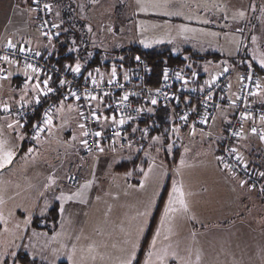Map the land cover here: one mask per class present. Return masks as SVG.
I'll list each match as a JSON object with an SVG mask.
<instances>
[{"label": "rangeland", "instance_id": "rangeland-1", "mask_svg": "<svg viewBox=\"0 0 264 264\" xmlns=\"http://www.w3.org/2000/svg\"><path fill=\"white\" fill-rule=\"evenodd\" d=\"M27 1L33 2V0H0V24L5 19L3 25L8 22L9 24L12 23L13 16L11 14L16 13V9L17 11L20 10L19 12L30 24H32L30 20L33 22V25L30 26L29 35L32 34L33 39H38V44L55 49L57 45L46 39L38 30L35 21L36 16L31 11L32 8L24 5ZM42 1L44 2V0ZM60 1L69 2L76 7L74 17L84 27L71 29L77 30L81 36L85 37V43L89 49L88 55L92 54L93 51H101L106 55V59H112L113 52L125 46L139 45L143 48H151L164 44L172 46L174 54L182 53V57L185 59L188 57L185 51H189V54L196 52L202 56L208 54L212 56L219 55L220 59L216 62L213 61L212 57L200 60L198 58L194 59L192 56L193 61L196 63L194 72L204 76H208L212 71L223 65L227 68L231 66L234 62L233 59H236L241 51L246 67L251 65L247 62L249 59L248 53L251 52L253 57L257 58L256 60L260 56H264V12L261 11L264 8V0H171L169 10L182 13L181 16L172 17L155 14V10L151 8L141 12L137 0ZM10 11L12 13L7 14ZM240 11L245 13L243 18L238 15ZM50 14L53 21L52 9ZM186 16H192L194 19L189 21L185 19ZM195 17L206 18L210 23H197ZM152 25H158V27L153 28ZM179 25L202 31L181 34L178 30ZM243 27L245 29L241 31ZM248 27H251L250 31ZM253 27H255L253 36L257 37L256 44H261L260 47L253 43L250 44V39L253 37ZM245 31L249 34L247 35ZM203 33H217V35ZM13 36H11V41ZM141 40H146L150 46L145 47ZM157 40L162 42L156 43ZM237 40L239 44H237ZM12 43L15 42L12 41ZM30 49L37 51L35 48ZM188 62L185 69L193 72L194 68L190 67L191 64H188ZM115 68L117 69V67ZM251 68L256 69L258 72L254 65H251ZM118 70L121 71L120 68ZM262 74H264V71L260 73V75ZM2 82L6 86L8 80L0 81L1 88ZM62 101L64 102L63 113H55V109L60 106V103L56 104L53 109L51 134L45 131L44 133L47 134L41 139L40 144L36 142L24 144L25 139L20 141L14 136L11 146H18L16 158L12 165L0 171V198L3 199V203L0 204V214L6 221V223L0 222V261L6 260L7 264H13L14 259L15 264H20L16 261V257H12L11 253L13 251L17 254L19 252L25 253L23 250H26L24 249L26 233L30 229L32 219L34 217H44L53 203L57 202L60 205V201L54 198L59 195L60 190L71 193L79 187L69 188L65 185L66 167L79 151L82 139L81 130L78 127L80 123L79 112L74 102ZM2 102L4 101L0 100V106L5 104ZM69 105L77 108V111H68ZM74 135L76 140L72 139ZM162 141V137H160L158 145L164 148ZM216 143V138L194 141L191 140L190 136L184 141H182V138L173 141L170 144H173L174 147L169 152L167 145V151L170 158L172 155L175 158L172 156L167 164L163 162L165 166L157 163L152 155L151 157H137V159L136 157L127 158L131 164L128 166L134 167L136 173L139 172L140 166L143 168L142 164L149 163V165H153L148 180L151 185L157 188L156 209L144 226V232L140 234V246L136 252L137 261H134V264H143L150 241L159 226L163 206L173 182H182L185 190L190 192L191 190L187 186L197 181V177L202 175V173L199 174L201 170L205 171V175V173L208 174L212 172L211 170L221 167L219 162L217 164L214 154ZM29 147L36 148V152L33 154L34 158H25V153ZM150 153L152 154L153 150H150ZM155 154L154 156H157V153ZM174 159L175 162L173 163ZM181 160L184 161L183 166H181ZM121 161L119 156H114L110 158L108 165L116 168L123 164ZM178 168L179 175H177ZM129 171H132L131 168ZM148 171L149 166L147 167ZM53 173L57 179V185L46 191L44 185L47 182V177ZM224 173L229 176L225 171ZM89 174L90 172L86 174L87 181L92 180ZM121 177L122 175L113 172L99 175L93 180L91 188L86 190L82 202L70 201L66 203L64 212L60 216L61 222L68 216L73 219L65 233L67 236L61 239L57 238L56 234L53 236H47L44 233L38 234L40 237L38 244L33 245V250L32 246L28 247L29 251L31 249V252H34H30L29 257L31 260H35L37 264H57L65 256H68V250L69 247H72V243L77 242L78 250L81 248L86 250L90 245L95 248L94 255L96 259L95 261L89 260L88 264H118L119 258L124 254L121 249L130 247L125 241L136 237V229L144 219L139 216V213L146 210L143 201L132 198L133 193L124 195L125 199L121 197L120 184L123 182L120 180ZM126 177L131 178L132 176L127 173ZM134 177L135 175L132 179ZM82 180L80 184L84 183ZM101 194L105 195L101 198ZM205 200L209 202L211 199L206 197ZM189 201L191 200L189 199ZM29 218L30 222L25 225V219ZM192 222H187L186 217L177 219L174 235L170 238V241H165V243L179 244L178 251L181 256L187 255L186 249L188 248L193 249L194 252L199 250L201 264H227L228 259L235 258L236 255L231 251L239 248V246L235 245L236 242L232 238L228 239L223 235H216L211 238L209 236L211 231L206 228L204 239L202 230H193L197 227L196 221ZM193 233L199 234L198 240L195 241L197 235L195 234V237H193ZM54 236L56 237L55 240H53ZM40 239L43 241H40ZM240 242L243 243L244 241ZM62 244L64 245L63 248H61ZM228 244H231L232 247ZM261 252L264 253V241L262 244L257 241L253 246L254 257H257ZM245 257L246 255L242 254L235 263L231 264H244L241 260Z\"/></svg>", "mask_w": 264, "mask_h": 264}, {"label": "built area", "instance_id": "built-area-1", "mask_svg": "<svg viewBox=\"0 0 264 264\" xmlns=\"http://www.w3.org/2000/svg\"><path fill=\"white\" fill-rule=\"evenodd\" d=\"M45 3L39 0V3L31 4V8H36L33 11L36 18V23L40 33L49 40V36L52 37L50 40L52 43L59 45L61 43V31L59 27L51 20L50 11L44 9ZM249 31L251 27H248ZM244 27L241 31H244ZM47 33V35H44ZM245 33L248 35L249 32ZM246 40V39H245ZM15 49H8L6 45H0V55H8L10 59L16 61L14 65L22 66L26 63H31L36 67H39L41 71V77L47 78L50 76V86L54 89L52 93H49L46 97H40V103L36 104L33 100L32 103L19 102L16 104L8 105L10 108L9 113L0 111V116L9 120H19L20 123L24 124V127L29 120L38 114V118L33 123L39 124L42 121L44 113L48 109L55 108V101L57 99L64 101H71L77 105L79 112L80 123H85L88 131V137H82L87 139L88 146L91 151L86 150L80 142V149L76 153L74 159L68 163L66 167L65 184L69 188H77L83 178V174L90 162L96 161L107 154H127L135 155L137 157L149 156L151 154L148 151L147 139L151 132V126L148 124L152 116L153 110L156 107L167 108L170 113L169 124L163 127V133L171 135L173 128H178L182 141L186 140L189 136L194 134H208L212 128V125L220 112L230 114V119L227 123L225 132L220 140L218 148V157L223 158V162L228 163L231 166V170L224 169L223 163L219 161V165L222 169L232 178L239 180L240 182L246 181L244 184L248 189H251L257 197V199L264 205V178L260 176L258 166L261 164L259 158L254 160V165L246 160L237 162L235 159L236 154H229L231 148H235V143L239 137H236L233 133L241 131L244 123H248L250 131L252 127H256L255 124L259 123V116L264 114V102H256L257 96L246 95L248 89L242 87L241 77H244L243 83L248 84L249 88H254L253 82L246 79L247 73L251 70L253 74V81L259 80V73L256 69H249L244 65L242 58V51L234 59L231 66L228 67L229 71L224 73L220 71L215 84L209 88L206 85L203 91L197 90L196 88L189 86L184 81H187L188 71L185 68L177 65H167L163 69V74L160 83L157 86H152L147 83L146 79L150 72V67L146 60L139 58L136 60V65L129 70L117 71L116 83L113 85L108 84L110 78V72H104L98 66L94 67L88 72H80V74H74L67 68L60 70L57 66L48 62V60L41 56H36V51L22 45L15 44ZM23 46L26 53H20L19 48ZM75 65V64H74ZM71 65V66H74ZM12 65H9L3 61H0V76L6 71V69ZM99 69L100 73L103 74V80L100 79V75L97 74L96 70ZM168 72V80L164 79V72ZM180 72L183 80L176 79V73ZM89 73L96 76L99 83V88H96L92 84ZM127 75V80H125ZM196 76H194L195 78ZM66 80L63 87L60 86V80ZM122 85V87H121ZM230 85V87H229ZM157 89L160 90L161 94L157 95ZM85 90L91 92L94 95L103 96L104 92H108L109 95L103 98V103L97 105V102H91L92 108L98 111L101 116L99 122L91 119L90 109L87 102L83 99ZM70 91H76L80 96V100H75L71 95ZM129 93L128 101H125L122 106H119L120 97L125 93ZM211 94V100H206V96ZM68 97L65 100V97ZM168 97L166 99L165 97ZM239 96L240 99H236ZM156 98L157 104L152 105L151 99ZM234 102V106L233 103ZM24 104V107H21ZM220 107L217 108L216 106ZM137 108H142L141 112H137ZM152 109V111H148ZM251 112L254 120L242 122L240 115L242 112ZM80 112H83L88 117L87 120L80 116ZM187 114V121H182L180 117ZM121 115L126 118V123L120 127L111 123V118L115 117L120 119ZM103 117H108V121L105 122ZM206 120L204 123H200L202 118ZM32 125V126H33ZM242 125V127H241ZM257 128V127H256ZM136 129V131H133ZM24 130V128L22 129ZM147 130V135H144V131ZM100 131L102 135L100 137H94L91 133ZM119 131L120 137L114 136V132ZM33 128H30L29 133L24 134L26 140L24 143H35L31 140V134ZM259 132V130H258ZM44 134V133H42ZM256 136L259 137L257 134ZM100 143L104 149L100 152L95 147L96 143ZM131 145V147H129ZM245 165L247 168L245 169ZM172 168V167H171ZM74 177L75 179H70Z\"/></svg>", "mask_w": 264, "mask_h": 264}, {"label": "crops", "instance_id": "crops-1", "mask_svg": "<svg viewBox=\"0 0 264 264\" xmlns=\"http://www.w3.org/2000/svg\"><path fill=\"white\" fill-rule=\"evenodd\" d=\"M19 11H17L16 9V13H12L11 11L7 13V14L12 13L11 14L13 16L12 23L9 24L8 22L6 25H3V22H5L6 20L5 19L0 24V41H2L0 42L1 43L0 45L7 44V41L11 40L12 38L11 36H13L14 33H16L13 36V40H12L13 42L17 44H22L26 47L28 46L30 48H35L37 49L36 52H39L40 54L47 53V55H50L55 49L38 44L37 43L38 39L37 40L33 39L32 34L29 35L30 26L33 25V22L30 20V22L32 23L30 24L29 21H27L26 18ZM254 28L255 27H253L252 36L254 35ZM251 43L252 41L250 39V44ZM260 46L261 44L258 45V47ZM186 55L188 56V58L190 57L189 51L186 52ZM247 55L249 56V59L247 60L248 64L250 63L251 65H254L258 69L259 80L261 81L262 84H264V74L260 75V73H262L264 69L260 68L258 60L254 59L251 52L248 53ZM212 58L213 61L216 62L219 61L220 56L214 55L212 56ZM189 59L192 61L188 62V64H191L190 67L192 66L194 68L192 70L194 72L196 68V63L193 61L192 57H190ZM224 67L225 65L215 69L208 76L207 75L204 76L202 74L194 72L196 76L195 78L193 72L188 71L187 84L189 86L196 88L197 90L200 91L201 89L204 90L207 85L205 82L210 81L211 77L222 71ZM23 68L24 67L12 65L9 66L6 69V71H4V73L1 75V76L9 77L7 79L8 82H6L7 83L6 86H4V82L1 83L2 88L0 87V100L4 101L2 103H7L8 105H12L19 102H23V103L33 102L34 93L31 90V84L36 83L37 81L35 78L32 81H27ZM9 74L11 75L9 76ZM43 79L44 78L40 76V80L42 81ZM1 80L5 81L6 79H0V81ZM25 83L29 84V89L27 93H25L23 90ZM21 97H24L23 101H21ZM61 101L62 100H60L57 104L61 103ZM255 101L258 103L264 102V92H262L259 96H257ZM229 119H230L229 113L220 112L216 117V120L214 121L212 128L208 134L205 135L194 134L190 136L191 140L194 141H197L199 139L202 140H211V138L217 139V143L214 149V154L216 157L217 164L219 162L217 159L219 143L225 132ZM10 122L12 121L0 116V134H2V137L4 139H7L9 141V144L11 146L12 145L11 143L13 142V137L16 136L18 132L23 134L24 132L20 128H16L14 130L8 129L7 123ZM255 126L259 131H264V125L260 123H256ZM242 131H243V138H238L235 143V148L237 149V153L243 157V160H246L252 163L253 165H254L253 163L254 160L256 158H259L261 164L257 168L260 171V173L264 172V142H261L258 136L251 134L250 126L248 123H244L242 127ZM45 134L47 133H44V135L41 136V139L45 136ZM153 137H157V136H153ZM153 137H148L147 139L149 153L150 150H153V153L150 154L153 157H155L154 158L155 161L159 164L161 163L162 165H164L163 162L167 164V162H169L173 156L172 155L171 158L169 157L167 151V145H169L173 141L179 140L181 138L180 133L174 132L171 135H167L165 139L162 137L163 141L161 143L164 144V148H162V146H159L158 143H154L152 139ZM25 144H29V143L26 142ZM158 148L160 149L159 151H157ZM154 152L157 153V156H154L156 155ZM114 156H119L120 159L122 160L121 162L123 163H130L129 159L127 158L136 157L137 159V156L135 155H126V154L104 155L101 158L97 159L96 161L89 163L88 168H86L84 172V177L82 182L87 181L86 174L88 172H90L89 177H91L92 182L97 178V176L106 174L107 172H111V173L113 172L114 174L122 175L120 179L123 181L120 184V193H121L120 195H122L121 196L122 198H124L123 197L124 195H129L130 193H133L132 198H135L136 200L139 201L140 200L143 201L145 209L149 205L150 201H154L150 209V215L147 217V221H148L151 215H153V213L155 212L157 205L156 186L151 185L150 181L148 180L145 181L143 188L140 187L141 181L144 180V173L147 172V167L149 166V163L143 164V168H141L140 166V169L138 170L139 177H134V179H132L133 175L136 174L135 169H132V171L129 172L128 171L117 172L115 171V168L113 166L110 167V165H108L110 158H113ZM145 159L147 160V158ZM211 171L212 172L208 174L205 173L204 175L205 171L201 170L199 174L202 173V175L197 177V181L187 186L188 188H190L189 190H191L190 192L192 193V195L189 197V199L191 200L189 201L190 210H191L190 215L195 217V219L193 220H189L186 217L187 222L193 223L192 221L195 220L197 223V227L193 228V230L194 231L202 230L203 236H204V230H206L207 228L208 230L211 231V233L209 234L211 238H213L216 235H223L228 239L232 238L236 242L235 245H238L239 248L231 251V253L235 254L237 257L234 256L235 257L234 259H230V260L228 259L226 262L227 264L235 263L239 258V256L242 254L246 255L245 259L244 258L242 260L240 259L242 262H244V264H264L263 252H261L257 257H254L253 254L254 244H256L257 241H260V243L262 244V242L264 241V205L260 203V201L257 199L253 191L248 189V187H246L245 185L241 187L240 181L235 178L227 176L221 167H217V169ZM127 173L130 174L132 177L131 178L126 177ZM104 195L105 194H101L100 197L102 198ZM206 197L211 200L209 202H206L205 200ZM60 216H61V212H60ZM60 216H59L58 227L56 231L51 235L31 228L27 231L26 240L24 243L25 246L24 249L26 250H23L25 254L29 256L30 252L34 249L33 245L38 244L40 238L38 234L40 233H44L47 236H53L54 234H56V237L61 239L67 236L65 235V233L68 230V227H70L69 224L72 222L73 219H70V216H68L65 219H63V222H61ZM198 225H200L201 227H199ZM195 234L197 235V233ZM198 236L199 234L196 236L195 241L198 240ZM40 241L43 240L40 239ZM240 241H244L243 242L244 244ZM74 244L77 247V242H75ZM228 246L232 247L231 244H228ZM28 247L29 248L31 247L32 250L30 249L29 251ZM250 248L251 250L249 251ZM70 249L71 247H69V250ZM243 249H245V251H243ZM78 256H79V250H78ZM62 261H65L67 262V264H69L68 256H65ZM171 264H175V262H171Z\"/></svg>", "mask_w": 264, "mask_h": 264}, {"label": "snow or ice", "instance_id": "snow-or-ice-1", "mask_svg": "<svg viewBox=\"0 0 264 264\" xmlns=\"http://www.w3.org/2000/svg\"><path fill=\"white\" fill-rule=\"evenodd\" d=\"M33 3L38 4L39 0H33ZM138 5L140 6V11L144 12L146 11L148 8H151L153 10H155V14L161 15V16H167V17H172V16H181L182 13L179 11H170V3L171 0H137ZM44 9H47L48 11H51V6L49 4H44L43 5ZM36 8L31 9V11H36ZM218 11L220 9H217ZM254 10V8H253ZM262 12H264V8L261 9ZM238 15L243 18L245 13L243 11H240L238 13ZM185 19L191 21L194 19V17L192 16H186ZM225 19H227V17H225ZM195 20L197 23H202V24H208L210 23V21L206 18H201V17H195ZM54 27H59V25H54ZM153 28L158 27V25H152ZM145 30H147V28H145ZM178 30L181 34L184 33H195L197 31H202V30H198V29H194V28H189L186 27L184 25H179L178 26ZM89 31H91V29H89ZM239 31V29H238ZM206 35H217V33H203ZM44 35H47V33H44ZM49 40L52 39L51 36L48 37ZM252 43L256 44L257 43V37L253 36L252 38ZM156 43H161L162 41L157 40L155 41ZM141 43L144 44L145 47H149L150 44L149 42H147L146 40H141ZM237 44H239V41L237 40ZM6 47L8 49H15L16 45H14L12 43L11 40L8 41ZM71 50H75V49H70ZM26 51H30V49L26 50L23 46H21L19 48V52L20 53H26ZM36 56H40L39 52L35 53ZM254 59H257L256 57H254ZM137 60H139V57H137ZM0 61H3L9 65H14L16 63L15 60L10 59L8 55H0ZM258 63L261 69H264V56H260L258 58ZM66 68L71 71L74 74H80L81 72V65L80 63H76L74 66H66ZM249 69H251V65H249ZM0 71H3V69H0ZM24 74L26 76L27 81H32L34 78L36 79V83L31 84V90L34 93L33 99L35 101L36 104H39L40 101V97H46L49 95V93H52L54 91V89L50 86V81H51V77L48 76L47 78L43 79L42 81L40 80V76H41V69L39 67L34 66L31 63H26L24 65L23 68ZM207 71V69H206ZM229 71V69L227 67L223 68V72L227 73ZM97 74L100 75V79L103 80V74L100 73V70L97 69L96 70ZM11 74H9L10 76ZM193 75L195 76V73H193ZM89 76L91 77L92 80V84L94 87L99 88V83L96 79V76H93L92 73H89ZM116 76H117V71L116 68L113 67L110 73V78L108 80V84L109 85H113L116 83ZM8 76H0V79H8ZM127 75H125V80H127ZM169 78L168 76V72L167 70H165L164 72V79L165 81H167ZM218 76L217 75H213L210 79V81H206L205 83L208 85L209 88H211L216 80H217ZM176 79L177 80H183V77L181 76L180 72L176 73ZM241 82H242V87L245 89H248V91L246 92V95H250V96H259L262 92H264V84L261 83L260 80H255L253 81V74L251 72V70H249V72L247 73L246 79L250 82H253L255 87L254 88H249L248 84H244L243 80L244 77H241ZM185 83H187V81H184ZM66 83H69L66 80H60L59 84L61 87H63ZM122 87V85H121ZM230 87V85H229ZM29 89V84L25 83L24 85V92L27 93ZM201 91H203V89H201ZM157 95H160L161 92L159 89H157ZM70 95L75 99V100H80L81 96L76 92V91H70ZM109 93L108 92H104L103 96H98V95H94L91 92L85 90L84 94H83V99L85 102H87V105L90 109V113H91V119L93 121H97L99 122L101 120V116L98 114V111L96 109L92 108L91 102H97V105H100L103 103V98L105 96H108ZM129 93L125 92L121 97H120V101H119V106H122L124 104L125 101H128L129 99ZM67 96L64 98L65 100H67ZM166 99H168V97H165ZM24 97H21V101H23ZM206 100H211V94H209L208 96H206L205 98ZM236 99H240L239 96L236 97ZM233 106H234V102ZM151 104L152 105H156L157 104V99L156 98H152L151 99ZM24 104H21V107H24ZM217 108H219L220 106L217 105ZM143 109L142 108H137L136 111L137 112H141ZM0 111L4 112V113H9L10 112V108L8 106L7 103L3 104V106H0ZM68 111H77V108L72 107L71 105L68 106ZM148 111H152V109H148ZM64 112V102L61 101L60 106L58 108L55 109V113L59 114V113H63ZM53 110L50 108L48 110L45 111L44 116L42 118V121L39 124H34L32 126L33 128V132L31 134V140L35 141L37 144L41 143V135L42 133H44L45 131L49 132V134H51L52 128H53ZM80 116L87 120L88 117L85 116V114L83 112H80ZM108 117H103V120L105 122L108 121ZM180 119L182 121H187L188 116L187 114L182 115L180 117ZM259 123L264 125V114H261L259 116ZM206 120L205 118H202L200 120V123H204ZM240 120L242 122H246L249 120H254V117L252 115L251 112L248 111H244L241 113L240 115ZM111 123L116 125L117 127H120L122 125H124L126 123V118L121 115L120 119H116L115 117L111 118ZM241 125V127H242ZM7 127L10 130H14L16 128H20L23 129L24 128V124L20 123L19 120L7 123ZM80 131V135L82 137H88L89 136V131L85 125V123H79L78 125ZM133 131H136V129H133ZM173 132H179L178 128H173ZM236 137L239 138H243V131H237L233 133ZM251 134L253 135H259V139L261 142H264V131H259L256 127H252L251 128ZM91 135H93L94 137H100L102 135V132L100 131H96L91 133ZM144 135H147V130L144 131ZM114 136L119 138L120 137V132L119 131H115L114 132ZM25 135L23 133L18 132L16 135V139L23 141L25 139ZM73 140H76V136L74 135L72 137ZM153 142L154 143H159L160 141V137H153ZM83 147L88 150L91 151V149H89L88 146V141L87 139H83L81 141ZM17 147L18 146H10L9 141L7 139H4L2 137V134H0V171L8 168L10 165H12L14 163V160L16 158L17 155ZM95 147L97 149H99L100 152H103L104 149L101 147L100 143H96ZM129 147H131V145H129ZM174 147L173 144H169L168 145V149L169 152L171 151V149ZM160 149L158 148L157 151H159ZM229 151V154H236L235 159L237 160V162H241L243 160V157L241 155H239L237 153V149L236 148H231ZM36 152V148L35 147H29L27 149V152L25 153V158L28 157H33V154ZM34 158V157H33ZM218 160H220L223 163V168L224 169H228L231 170V166L226 163L223 162V158L222 157H217ZM184 161L181 160V166H183ZM247 168V166L245 165V169ZM153 169V165H149V171L144 173V180L141 181L140 187L143 188L144 187V183L146 180H148L149 178V174L152 172ZM130 175V174H129ZM177 175H179V168L177 169ZM261 177H264V172L260 173ZM70 179H75L74 177H70ZM246 183V181H241L240 182V186L243 187L244 184ZM57 185V179L55 177V174L53 173L52 175H49L47 177V182L44 185L45 190H49L54 188ZM92 186V181H86L82 184L79 185V187L71 192V193H66L63 190H60L59 195H56L54 198L58 201H60V205H59V211L61 212V214L64 212V205L70 201H83L84 195L86 193V190L91 188ZM251 190V189H250ZM262 191H264V189H262ZM192 195L191 192L186 191L185 190V186L182 182L180 181H174L171 190L168 192V196H167V200L164 203L163 206V210L159 219V226L156 229L155 234L153 235L151 241H150V245L149 248L145 254V258L143 260V264H171V262H175V264H201V255L199 250H195V252L193 251V249L188 248L186 249L187 251V255L186 256H181L178 249H179V244L173 245L171 242L169 243H165V241H170V238L174 235V228H175V223L177 219H182L184 217H187V219L189 220H193L195 219L194 216L190 215V204H189V197ZM3 203V199L0 198V204ZM154 201H150L149 205L147 206L146 210L144 212L139 213V216L144 218L141 222V224L137 227L136 232L137 235L134 239L131 240H126L125 243L130 245L129 248L127 249H121V251L124 253L118 260V264H134V261H137V249L140 246L139 245V237L140 234H142L144 232V226L147 224V217L150 215V209L153 205ZM0 222H4L6 223V221L4 220V217L2 216V214H0ZM30 222V218L29 219H25L24 223L25 225H27ZM17 227H19V225H17ZM59 235V234H58ZM193 237H195V233L192 234ZM56 237H53V240H55ZM77 239H79V237H77ZM64 245H61V248H63ZM95 253V248L93 246H88V248L85 250L83 248L79 249V256H78V250L75 244L72 245L71 249L69 250L68 253V262L69 264H88L89 260L95 261L96 257L94 255ZM12 257L15 258L17 256L16 252H12L11 253ZM194 256V258H193ZM0 264H7V261H0ZM13 264H15V259L13 260Z\"/></svg>", "mask_w": 264, "mask_h": 264}, {"label": "trees", "instance_id": "trees-1", "mask_svg": "<svg viewBox=\"0 0 264 264\" xmlns=\"http://www.w3.org/2000/svg\"><path fill=\"white\" fill-rule=\"evenodd\" d=\"M44 2L47 4L49 3L51 6L53 11L52 18L54 23L59 25L62 40L50 55H47V53H42L41 56L46 58L49 63L57 66L60 70L65 69L66 66H71L76 63H80L81 70L84 73L92 70L96 66L101 68L104 72H110L113 67H117V69L120 68L121 70H129L135 67L137 57H139L146 60L150 67V72L146 79L147 83L152 86H157L160 83L165 66L177 65L179 67L185 68L188 60H190L189 58L192 56L194 59L198 58L200 60H202V58L209 59L212 57L210 54L202 56L195 52L190 54L189 58L187 57V59H185L182 57V53L174 54L172 51V46H169L168 44L158 45L151 48H143L139 45L125 46L113 52L112 59H106V55L101 51H93L92 54L88 55L89 49L85 43V37L81 36L77 30H73L76 27H84V25L78 23L74 17L76 14V7L69 2H61L60 0H44ZM31 4V1H27L25 7H31ZM70 49L75 50L70 51ZM59 101L60 100L57 99L54 102L55 105ZM37 118L38 114L29 120V122L24 127V134L29 133L30 128ZM169 121V110L167 108L156 107L153 110L150 122L148 123L152 129L148 137L160 136L165 139L168 134L163 133V127L168 125ZM174 162L175 159L173 163ZM128 165L131 164L123 163L117 166L115 171L126 172L130 170V168L131 170L134 169V167H130ZM135 177H139V173H136ZM59 216V204L55 202L44 217H34L32 219L30 228L51 235L58 227ZM16 261H18L20 264H37L35 260H31V258L23 252H19L17 254ZM58 264H67V262L62 261Z\"/></svg>", "mask_w": 264, "mask_h": 264}]
</instances>
